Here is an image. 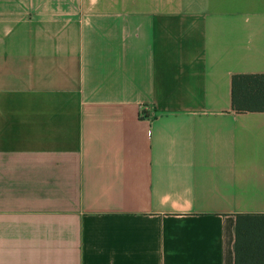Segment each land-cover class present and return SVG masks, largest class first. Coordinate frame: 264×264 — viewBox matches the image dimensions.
I'll return each instance as SVG.
<instances>
[{"label": "crops", "instance_id": "1", "mask_svg": "<svg viewBox=\"0 0 264 264\" xmlns=\"http://www.w3.org/2000/svg\"><path fill=\"white\" fill-rule=\"evenodd\" d=\"M236 74L264 0H0V264H235L264 214Z\"/></svg>", "mask_w": 264, "mask_h": 264}, {"label": "trees", "instance_id": "2", "mask_svg": "<svg viewBox=\"0 0 264 264\" xmlns=\"http://www.w3.org/2000/svg\"><path fill=\"white\" fill-rule=\"evenodd\" d=\"M232 101L237 111H264V74H236ZM235 264H264V214H238Z\"/></svg>", "mask_w": 264, "mask_h": 264}, {"label": "built area", "instance_id": "3", "mask_svg": "<svg viewBox=\"0 0 264 264\" xmlns=\"http://www.w3.org/2000/svg\"><path fill=\"white\" fill-rule=\"evenodd\" d=\"M147 107H143V109H146ZM148 111H149V108H148ZM143 114H145V112H143Z\"/></svg>", "mask_w": 264, "mask_h": 264}]
</instances>
